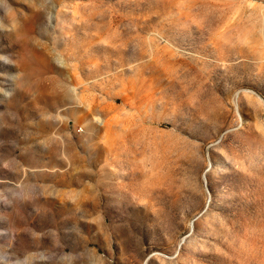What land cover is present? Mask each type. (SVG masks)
<instances>
[{"label":"rangeland","instance_id":"374dc122","mask_svg":"<svg viewBox=\"0 0 264 264\" xmlns=\"http://www.w3.org/2000/svg\"><path fill=\"white\" fill-rule=\"evenodd\" d=\"M0 264H264V0H0Z\"/></svg>","mask_w":264,"mask_h":264}]
</instances>
